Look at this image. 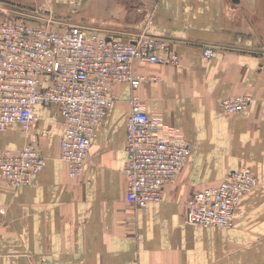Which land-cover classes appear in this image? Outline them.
<instances>
[{"label":"crops","instance_id":"obj_1","mask_svg":"<svg viewBox=\"0 0 264 264\" xmlns=\"http://www.w3.org/2000/svg\"><path fill=\"white\" fill-rule=\"evenodd\" d=\"M4 1L46 5L48 16L64 6L66 23L107 39L163 38L180 63H136L143 83L113 87L77 179L61 160L60 107L39 105L28 137L18 125L0 133V148L19 151L37 141L45 158L25 186L0 177V264H264V0ZM207 48L213 57H205ZM134 94L192 145L163 201L143 211L126 201L123 173ZM244 94L253 99L248 109L222 110V100ZM238 170L259 185L238 204L232 229L188 223L190 196Z\"/></svg>","mask_w":264,"mask_h":264},{"label":"built area","instance_id":"obj_2","mask_svg":"<svg viewBox=\"0 0 264 264\" xmlns=\"http://www.w3.org/2000/svg\"><path fill=\"white\" fill-rule=\"evenodd\" d=\"M52 19L31 23L11 16L0 22V133L18 125L28 137L37 124L39 105L58 106L63 115L61 160L72 179L86 170L99 126L112 106V89L127 84L136 90L144 81L136 63L178 65L167 40L141 34L132 41L107 39L79 25ZM207 58L214 50L204 51ZM252 96L224 99L222 110L234 114L249 108ZM126 201L138 210L163 201L164 189L184 171L192 145L180 129L168 126L136 95L127 101ZM45 168L37 141L19 151L0 148V176L13 188L27 185ZM259 185L247 170L232 171L218 184L197 191L186 202L193 225L230 230L242 198ZM43 264V263H39Z\"/></svg>","mask_w":264,"mask_h":264},{"label":"rangeland","instance_id":"obj_3","mask_svg":"<svg viewBox=\"0 0 264 264\" xmlns=\"http://www.w3.org/2000/svg\"><path fill=\"white\" fill-rule=\"evenodd\" d=\"M38 7H33V8H29L28 7H23V5H19V4H14V3H9L6 2L4 0H0V22L8 17H11L12 15L16 16V15H21V13L24 14H29V15H39V16H45V18H49L52 19L53 22H55V27L60 26L61 24H68L66 23L65 20V7L64 6H59V8L55 9L54 13L50 16H48L47 12L44 11L46 8V5H41V7H39V5H37ZM33 10L34 12H31V10ZM36 12V13H35ZM34 13V14H33ZM28 15V16H29ZM53 17V18H51ZM21 18V17H20ZM27 19H30L31 21L35 20V18L31 19L29 17H26ZM39 19V18H37ZM43 19V18H41ZM1 177V176H0Z\"/></svg>","mask_w":264,"mask_h":264}]
</instances>
